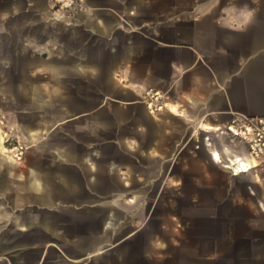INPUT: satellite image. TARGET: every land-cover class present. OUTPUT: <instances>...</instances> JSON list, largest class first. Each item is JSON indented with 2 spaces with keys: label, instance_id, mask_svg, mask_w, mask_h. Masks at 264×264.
I'll use <instances>...</instances> for the list:
<instances>
[{
  "label": "crops",
  "instance_id": "crops-1",
  "mask_svg": "<svg viewBox=\"0 0 264 264\" xmlns=\"http://www.w3.org/2000/svg\"><path fill=\"white\" fill-rule=\"evenodd\" d=\"M48 12L47 0H0V77L20 78L15 88L28 105L22 134L40 141L47 127L54 141L46 156L50 168H32L16 184L43 205L55 202L56 191L70 196L98 235L76 236V255L69 256L60 246L66 237L48 215L33 223L11 209L17 197L0 198V264H47L51 246L71 264L102 262L110 245L136 244L124 192L136 190L137 181L148 186V176L174 174L169 162L160 166L170 160L161 145L177 136L173 123L140 101L144 85L171 90L181 105L168 101V108L197 122L192 132L204 163L182 173L198 176L193 190L199 192L197 198L186 193L185 180L178 190L198 206L213 208L226 198L235 208L225 218L209 212L212 224L199 226L192 251L167 264H264V166L229 172L220 191L210 164L231 171L225 159L245 145L208 127L236 114L264 116V0L181 6L175 0H85L68 24L48 22ZM9 157L0 135V162ZM9 176L0 166L6 196ZM202 190L209 197L202 198ZM130 200L135 208L143 201L141 195ZM146 229L155 235L154 227Z\"/></svg>",
  "mask_w": 264,
  "mask_h": 264
},
{
  "label": "rangeland",
  "instance_id": "rangeland-1",
  "mask_svg": "<svg viewBox=\"0 0 264 264\" xmlns=\"http://www.w3.org/2000/svg\"><path fill=\"white\" fill-rule=\"evenodd\" d=\"M48 1L49 12L46 15L48 22L70 23V20H58L52 17L50 9V0ZM187 0H175V5H185ZM4 74V75H3ZM0 77V135L2 136V144L7 147H14V151H9V159L6 162L1 161L0 166H7L10 171L11 190H8L7 196L0 194L1 199H9L17 197V202L13 208L14 212L22 214L23 219H29L33 223L39 219V215L46 214L55 222L60 228V231L66 237L60 246L69 256H75V247L71 244L76 236H84L88 240L95 239L98 232L93 231V223L85 221L82 217L84 214L79 211L70 196L60 195L56 191V200L52 204L38 203L30 197H27L26 190L19 189L16 181L24 178L25 174L32 168H39L46 170L50 168L52 159L47 158L50 151L53 150V130L44 128L40 141H35L27 138L22 134V109L28 107L24 100V95L20 89L15 88V84L20 78L15 75H7L5 72ZM8 76V77H7ZM35 76V75H32ZM150 89H154L153 93H149ZM157 89V90H155ZM158 92V93H155ZM154 99L155 95H158ZM140 101L148 107V102L152 101V114L159 116L163 122L174 124L175 134L177 135L174 141L172 137H168L167 142L161 145L163 156L169 155L170 160L161 161L160 166L163 167L167 162L170 163L171 168L175 170L171 174H159L157 177L148 176L145 185L141 181L135 182L136 190H126L124 192V201L129 207L126 208V214L131 215L130 222H128L127 229L137 228L138 240L136 244L133 243H114L110 245L105 251L104 260L101 261H87L85 264H167V261H174L172 256L181 253H189L192 251V245L197 243V230L199 226H205L211 223L208 218L209 212L214 211L218 217L225 218L231 216L235 208L230 206L228 199L220 198L216 206L213 208H206L198 206L197 200L192 201L185 196L181 190H178L181 181L185 180L186 193L191 196H197L198 190H193L196 187L198 176L196 174H184L185 167L189 165L191 168H197L203 165L202 154L199 146L196 145V133L192 129L197 122L184 118L183 113H174L165 101L175 102L171 95V90L162 88H155L151 85H144L142 87ZM56 101L54 96L51 98V103ZM37 102V101H36ZM162 105L161 108H157ZM150 110V108L148 107ZM38 116V111L34 112V116ZM184 120V121H183ZM36 125V124H35ZM171 129V128H170ZM166 132V131H165ZM165 132L164 135H165ZM170 132V131H167ZM214 131L209 132L211 137ZM132 139V137H131ZM130 140V138H129ZM214 142V138H212ZM22 150V152H20ZM51 156V155H50ZM264 166V164L259 165ZM211 174H215L216 182L219 185L220 191L224 190V186L229 183L228 173L230 172L220 162L216 165L210 164ZM137 170V168H136ZM144 170V169H142ZM171 172V169H170ZM141 179L144 180V175ZM142 187V189L140 188ZM140 188V190H139ZM145 189V190H143ZM198 191V192H197ZM77 193V192H76ZM111 193H113L111 191ZM202 198L209 197L206 191H201ZM114 195V194H113ZM135 195H141L142 200L139 204L133 207V202L130 198ZM195 196V197H196ZM192 198V197H191ZM197 198V197H196ZM90 209V208H89ZM5 210V209H3ZM81 213L83 215H81ZM154 227L155 235H146L147 229ZM113 238L117 236V225L113 227ZM149 237H152L151 239ZM47 264H71L65 257L58 253L54 246L49 247L46 255Z\"/></svg>",
  "mask_w": 264,
  "mask_h": 264
},
{
  "label": "built area",
  "instance_id": "built-area-1",
  "mask_svg": "<svg viewBox=\"0 0 264 264\" xmlns=\"http://www.w3.org/2000/svg\"><path fill=\"white\" fill-rule=\"evenodd\" d=\"M50 1L51 14H54V18L58 20H63L60 18V15H63L72 21L74 14L85 7V0ZM148 92L153 93L151 89ZM154 97L157 99V95ZM151 102H148L150 109L152 108ZM215 132L231 139H238L245 145L244 152L230 151L231 155L237 159L233 163L234 166L231 167V173L236 174L237 172L252 170L256 167L255 161L258 162V165L264 164V116L236 114L222 125H218ZM235 166L238 168L237 172Z\"/></svg>",
  "mask_w": 264,
  "mask_h": 264
},
{
  "label": "bare ground",
  "instance_id": "bare-ground-1",
  "mask_svg": "<svg viewBox=\"0 0 264 264\" xmlns=\"http://www.w3.org/2000/svg\"><path fill=\"white\" fill-rule=\"evenodd\" d=\"M158 93V92H157ZM159 96V94L157 95V97ZM156 98V97H155ZM168 101H165L164 102V104L165 105H167L168 106ZM152 105V102L150 103V106ZM149 107V106H148ZM162 107V105H159L157 108L159 109V108H161ZM150 111H153V109H150ZM209 128H214V129H218V126H212V125H209L208 126ZM1 138H2V136H1ZM4 149H5V151L8 153L9 151H14L15 149H16V146H14V147H10V148H7V147H5L4 146ZM9 154V153H8ZM219 157V156H218ZM237 161V159L234 157V156H230V157H227L226 159H225V165L232 171V166H234L233 165V163L234 162H236ZM255 166H259L258 165V162H256L255 161ZM235 169H236V172L238 171V168L235 166ZM238 173V172H237Z\"/></svg>",
  "mask_w": 264,
  "mask_h": 264
}]
</instances>
